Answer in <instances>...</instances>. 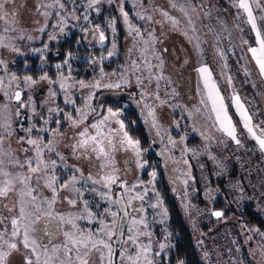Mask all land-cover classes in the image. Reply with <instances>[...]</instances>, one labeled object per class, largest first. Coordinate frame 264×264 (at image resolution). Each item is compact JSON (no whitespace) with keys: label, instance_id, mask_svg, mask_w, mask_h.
I'll list each match as a JSON object with an SVG mask.
<instances>
[{"label":"rangeland","instance_id":"obj_1","mask_svg":"<svg viewBox=\"0 0 264 264\" xmlns=\"http://www.w3.org/2000/svg\"><path fill=\"white\" fill-rule=\"evenodd\" d=\"M0 3H4L0 9V78L3 80L0 83V133L6 125H10L11 133L3 137L0 149L10 153L13 159L10 164L8 157H4L5 163L0 166L9 173L5 177L0 172V188L4 187L6 179L12 181L7 195L0 196V253H8L0 264H25L26 258H30L32 264H44L47 257H52L51 264H59L60 260L65 264H80L76 250L70 257L65 255L64 245L73 247L65 232L78 239L83 234V238L91 235L93 241L105 240L111 245V256L108 249L98 245L99 250L92 249L83 258L88 264H113L120 213L115 203L118 191L126 200L129 221L123 243L117 246L116 264H130L127 257L135 259L145 246L150 250L141 255L137 264H146L144 255L153 264L155 261L161 264V256L168 257L174 239L168 229L167 209L156 188L157 167L150 166L147 151L140 146L137 155L124 136L126 132L137 141L127 130L123 117L125 109L130 107L143 119L160 154L161 158L156 159H160L158 166L167 174L172 196L178 201L194 237L201 262L264 264V152L256 143L255 149L250 150L254 141L248 137L247 128L242 130L243 118L231 113L223 104L239 144L228 136L217 119L212 99L197 88L200 68L193 59L190 39L197 37L198 32L204 33V25L193 0H96L95 3L91 0H0ZM186 11L192 19L191 24L188 23L189 39L185 46L191 62L188 66L180 58L184 50L180 18ZM107 13L111 16L107 15L103 29L97 21L101 22L99 19ZM118 24L123 29L122 41ZM73 31L79 33L83 46L109 47L97 55L69 54L67 63H56L54 79L47 76L48 79L42 80L43 75L35 79L15 73L13 65L18 59L39 55L45 60L50 48ZM101 32L104 34L102 42ZM119 55L124 57L119 70L107 72L103 63ZM83 60L91 63L92 76L88 80L77 79L71 73ZM182 70L186 78L181 82H190L187 90L180 82ZM25 77H31L36 83L28 86ZM81 82L86 86L82 87ZM61 84L65 88H61ZM121 90L134 92L135 96L122 101L117 109L106 104L100 113L97 96L104 91ZM17 91L25 95L27 116L36 133L19 135L13 123L17 116L14 99ZM6 92L9 95H5ZM219 103L217 101V107ZM109 108L118 115L111 116ZM45 116L48 123L42 122ZM51 121H56L55 128L49 126ZM73 121L78 123L73 124ZM120 121H123V129ZM63 123L65 131H61ZM94 124L99 128L92 127ZM85 129L87 135L81 137L79 133ZM46 134L52 141L53 151L44 149L41 155L44 164L39 165L41 171L31 173L24 162L35 160L36 149L26 141L34 139L42 145L48 144L49 141L44 140ZM90 136H98L104 153L99 152L100 145L92 140L80 146V142ZM15 160L24 166L16 165ZM37 166L35 162L32 164V167ZM58 169H61L59 173ZM53 176L55 181L51 180ZM107 176H115L117 180L106 187L104 178ZM19 177L30 179L21 183ZM72 177L76 178L74 184L69 183ZM61 178L64 182L59 181ZM48 182L56 189L55 193L47 186ZM66 183L69 186L62 187ZM122 183L126 188L120 186ZM137 194L143 199H132ZM216 211L223 215L214 216L212 213ZM111 212H116L117 216L113 217ZM13 219L17 220L16 226L11 223ZM133 219L138 223L133 224ZM141 220L143 223H139ZM26 229L29 233L27 248L23 245ZM13 230L18 235L13 236ZM108 230L113 232L111 238L105 234ZM10 243H16L17 248H9ZM161 244L167 247L161 249ZM88 246L91 248V242ZM77 247L83 256V246ZM53 248L57 249L55 254Z\"/></svg>","mask_w":264,"mask_h":264},{"label":"flooded vegetation","instance_id":"obj_2","mask_svg":"<svg viewBox=\"0 0 264 264\" xmlns=\"http://www.w3.org/2000/svg\"><path fill=\"white\" fill-rule=\"evenodd\" d=\"M255 1H258L264 9V0ZM246 2L249 4L252 14L256 18V29H254L249 22L248 13L239 7L240 0H193L194 7L199 11L202 18L204 33L198 32V36L190 39V42L193 59L197 64L196 67L198 69L207 68L209 70V83L215 84V88L219 90V94L223 99V104L227 105L225 107H227L231 113L243 118L242 130L246 131V127H244L245 119L244 116L241 115V110L237 106L236 97H239V101L243 105V110H245L248 116L251 117L250 126L252 127L253 132H255L256 136L264 139V74L261 73L259 65L256 63L255 58L249 50L253 47H259L256 35L257 30L261 32V36L264 38V17L260 16L258 9L253 4V0H246ZM180 20L184 37V50L180 58L184 64L188 66L190 60L185 52V46L189 39L187 33L188 23L190 25L192 21L189 16V11L182 14ZM187 46L190 48L188 44ZM183 67L186 69L188 68L185 66ZM207 75V73H201L198 70V77H196V82L198 81L197 88L203 89L204 94L208 93L206 89L207 87L205 86V77ZM185 78V72L183 70L180 71V82ZM181 83L183 84L182 88L184 90L189 89L190 82L183 81ZM132 93L134 94L133 96H135V93ZM60 100L62 101V98ZM122 101L124 100L108 102L122 103ZM21 102L26 105L25 95L21 96ZM108 102L106 104H108ZM19 104L20 102H17L18 107ZM229 105H231L230 108ZM27 115L26 108H23L22 112L20 111L19 117L16 116L13 120L15 127L19 130V135L26 133L27 131L25 130L31 128L29 116ZM134 116L140 115L137 112ZM258 116H262V118ZM45 121H48L46 116L43 118L42 122L44 123ZM54 123H56V121H51L49 126L55 128L56 126H54ZM260 123H262V125H260ZM37 125L39 126L38 122ZM65 126L66 124L63 123L61 131H65ZM238 126L239 121L237 127ZM32 129L33 133L37 132L34 128ZM247 133L248 137L254 141V143L249 146L250 150L253 151L255 149L254 144L256 143L258 149L261 152H264V150H261L256 137L248 131ZM44 140L46 142L49 141L48 134L44 136ZM149 144L150 146L145 149L147 155H156L155 160L161 158L160 154L156 152L153 139ZM155 160H151L149 164L150 166L154 165L157 167V179L155 181L157 186V181L161 177V169L163 170V173L165 170L158 166L160 159ZM60 171L61 169H58L57 173ZM164 174L167 179L166 172ZM144 179H147V177H144ZM59 181L64 182V179L61 178ZM161 262H163L162 256ZM155 264H157L156 261Z\"/></svg>","mask_w":264,"mask_h":264},{"label":"snow or ice","instance_id":"obj_3","mask_svg":"<svg viewBox=\"0 0 264 264\" xmlns=\"http://www.w3.org/2000/svg\"><path fill=\"white\" fill-rule=\"evenodd\" d=\"M91 2L95 3L96 0H91ZM60 6L63 7V5H60ZM3 7H4V3H0V9H2ZM239 7L244 9L248 13V20L251 23L252 27L254 29H256L257 28L256 18L253 16L251 8H250L249 4L246 2V0H240ZM124 15H125V17H127V13H124ZM165 15H166V13H165ZM85 19H87V17H85ZM256 35H257V42H258L259 47L258 48L253 47V48H250L249 50L251 51L253 57L255 58L256 63L259 65L261 73L264 74V38H262L261 32L259 30H257ZM100 39H101V42L104 40V34L102 32L100 34ZM109 55L111 56L112 53H109ZM65 63H67V61H65ZM57 67H60V66L57 65ZM199 71L201 73H207L208 74L205 77V86L209 90L208 91V95H209V98L212 99L213 107L216 110L217 119L221 123L222 130L224 132H226L227 135L230 136L232 139L236 140L237 144H239V140L236 139L235 128L232 125L230 118L227 116V113L224 111L222 98L219 97V93H218V91L215 88V84H210L209 83V79H210L209 70L207 68H201V69H199ZM13 79H15V77H13ZM24 79H25V83L28 84V86H31V84L36 83V81L32 80L31 77H25ZM41 79L42 80L48 79V77L47 76H43V77H41ZM0 83H3L2 78H0ZM81 86L84 87L86 85H84L83 82H81ZM95 86L98 87L99 84L97 83ZM109 86H111V85H109ZM118 86L119 85H117V87ZM61 88H65V85L61 84ZM5 95H9V94L6 92ZM51 95H55V93H51ZM21 96H22V93L20 91H17L15 93V96H14V99L17 102H20L19 107L16 109V115L18 117L20 115L21 109H23V108L28 106V105H25L23 102H21ZM235 99H236V103H237L238 108L241 110V115L244 116L245 127L248 129L249 133H251L253 136L256 137V139L259 142V146H260L261 150H264V139L260 138L259 136H256L255 132H253V129L250 126L251 117L248 116V114H247V112L245 110H243V105L240 103L239 97H236ZM29 101L31 102V97H29ZM217 101H220L219 107H217ZM68 102L74 103V101H68ZM5 107H7V106L5 105ZM48 111L52 112L54 110L53 109H48ZM108 112H109V114L111 116L118 115V113L113 112L111 108L108 109ZM105 120H107V117H105ZM45 123H47V121H45ZM76 123H78V122L77 121H73V124H76ZM100 123L103 124L104 121H101ZM119 123H120L121 129H123V127H124L123 121H120ZM9 127H10V125H6L5 128H4L3 133H0V145L3 144V137L4 136L11 135V133L8 131ZM92 127L99 128V125H95L94 124V125H92ZM32 130H33L32 128H28L25 131L31 133ZM40 131H46V129H41ZM79 135L81 137L86 136L87 135V129H85L83 132H80ZM124 136L126 138L128 146L131 147L136 152L137 155H139V152H140L139 141H134L131 137H128V134L126 132L124 133ZM23 140H24V138L22 137L21 141H23ZM89 140L95 141L96 144L100 145L99 152L104 153V147H103L102 141L100 139H98V136H90V137H88V139L82 140L80 142V146L83 147V146L87 145ZM26 143L29 144V145H32L36 149V158H35V160L28 159L24 163L27 164L29 172L38 173V172L41 171L39 165L40 164H44V161L41 159V155H42L43 150L47 149L48 151H53V149L51 147L52 141H49L48 144L42 145L41 142L38 141V140L28 139L26 141ZM25 151H27V149H25ZM4 157H8V163H10V164L13 163V159L11 158V154L7 153V152H3L2 149H0V166L4 165V163H5ZM34 162L38 165L37 167H32V164ZM14 163L16 165L21 166V167L24 166V164H21V162L19 160H15ZM51 163L53 165H55L56 162L52 161ZM47 166H48L47 164L44 165L45 168H47ZM0 172H2L5 177L9 176V173L8 172H4L2 167H0ZM152 175L154 177L155 173H152ZM19 179H20L21 183H27L28 180L30 179V177H19ZM104 179L107 182L106 185H105L107 187V186H110V185L114 184L116 182V180H117V177H115V176H107ZM51 180L55 181L56 177L53 176L51 178ZM75 182H76V178L72 177L69 183L74 184ZM11 184H12L11 180H8V179L5 180L4 187L0 188V196L7 195L8 191L10 190V185ZM47 186L52 188L53 192L55 193L56 189L53 188V185H52L51 182H48ZM68 186H69V184H67V183L62 185V187H64V188H67ZM120 186L126 188V185L123 184V183ZM133 187H135V186H133ZM127 190H130V189H127ZM76 191H77V194H79V190H76ZM31 192H32V190L29 189L28 194L31 195ZM104 195L107 196V193H105ZM132 199H141L142 200L143 197L140 196L139 194H137L136 196L132 197ZM130 202L131 201H129V203ZM69 203L75 204L76 202L75 201H69ZM85 203H87V202H85ZM115 203H121V201L117 200V201H115ZM153 207H155V205H153ZM20 211H21V216H23L24 215L23 208H21ZM110 214L113 217L117 216L116 212H111ZM212 214L214 216H216V217H220V216L223 215V213L220 212V211H216V212H214ZM126 216H127V212L124 211V216L122 217V219L124 217H126ZM36 219L38 220L39 216H37ZM61 219H63V217H61ZM11 223H12L13 226H16L17 225V220L13 219L11 221ZM136 223H138V222L135 219H133V224H136ZM139 223H143V221L141 220V221H139ZM113 227H115V223L114 222H113ZM103 230L104 229H101V231H103ZM129 231H131V229H129ZM105 234H106V236L108 238H111L112 235H113V232L111 230H108ZM12 235L16 236V235H18V232L16 230H13ZM64 235H65L66 238H68L69 242L73 245L72 248H69L67 244L64 245V247H65V255L70 257V254L74 250H76L77 251V257L76 258H77V260L80 261V264H88V261L86 259H84L83 257L87 256L92 249L99 250L98 249V245L103 246V248L108 249L109 256H111V254H112L111 245L109 243H106L105 240H103V239H101L99 241H93L91 235H89L87 238H83V234H81V238L78 239L73 234H70L68 232H65ZM0 239H2V234H0ZM128 239L130 241H132L133 243H135V239L132 236H129ZM89 242H91V248H89V246H88ZM35 243H36L35 240H33L32 244L35 245ZM23 245H24L25 248L29 247V233H28L27 229L24 232ZM80 245H82L83 248H84L83 256H81L79 254V249L77 247V246H80ZM8 247L11 248V249H16L17 248V244L16 243H10V244H8ZM166 247H167V245H165V244H161L160 245L161 249H164ZM149 250H150V248L145 246L143 248V253H147ZM32 251L33 252L36 251L35 247L32 248ZM52 251L55 254L57 252V249L53 248ZM143 253H138L137 257L135 259L133 257H131V256H128L127 259L130 261V264H137V262L140 260L141 255H143ZM45 254H47V248H45ZM7 255H8L7 252L0 253V261H2L3 258L5 256H7ZM157 255H159V253H157ZM51 260H52V257H47L45 259V261H44V264H51ZM144 260L146 261V264H153L152 261L147 259L146 255H144ZM37 261H39V257H37ZM25 264H32V260L30 258H26ZM59 264H65V261L64 260H60ZM180 264H183V262L181 261Z\"/></svg>","mask_w":264,"mask_h":264},{"label":"trees","instance_id":"obj_4","mask_svg":"<svg viewBox=\"0 0 264 264\" xmlns=\"http://www.w3.org/2000/svg\"><path fill=\"white\" fill-rule=\"evenodd\" d=\"M107 15L111 16V13L103 15L99 19L101 22L97 21V23L104 26L103 29L106 28L104 21ZM118 25L121 27L120 24ZM119 33L120 41H122V27ZM108 47L109 45L100 48H89L87 46H83L81 44L79 33L77 31H73L64 41L59 43L57 46L50 48V52H47L45 55V60H42V57L39 55L21 58L18 59L16 63H14L13 70L15 73L20 75H31L35 79L42 75H46L54 79L57 77V68L55 67L56 63L64 62L69 54H79L84 56L94 53L97 55L102 51L107 50ZM123 61L124 57L119 55L110 61L104 62L103 67L107 72L119 70V67L122 65ZM42 62L43 66L40 67V63ZM90 65L91 63H89L87 60H83L78 64V66L71 70V73L77 79L88 80L92 76ZM108 104H111L112 107L117 109L121 107L123 103L108 102ZM136 113L137 111L133 107L126 108L123 117L126 122L127 130L133 138L139 141V146L145 150L150 146L149 143L152 141V139L150 137V133L147 131V128L143 123V119L140 116H134ZM147 157L151 161L156 158V155H147ZM164 173L161 169V177L157 181V190L163 199L164 205L169 215L168 229L172 238L174 239V246L169 251L167 258L162 256L163 262H161V264H167V262L168 264H180L181 261L183 264H203L200 260L194 237L182 215L178 201L172 196L171 186L169 185Z\"/></svg>","mask_w":264,"mask_h":264},{"label":"water","instance_id":"obj_5","mask_svg":"<svg viewBox=\"0 0 264 264\" xmlns=\"http://www.w3.org/2000/svg\"><path fill=\"white\" fill-rule=\"evenodd\" d=\"M254 6L258 9L260 16L264 17V9L258 3V1L253 0ZM134 94L129 91H104L101 92L97 96V108L100 113L103 112L104 106L108 101H117V100H124L129 97H132ZM150 154V152H149ZM119 200L121 203H117L119 210H120V217H119V222H118V227H117V233L116 237L114 240L115 248L113 251V257H112V262L113 264H116V257H117V246L123 243L124 240V234H125V229L129 221V211H128V206L126 203V200L124 196L121 194V192H118L116 196V201ZM124 211L127 212V216L122 219L124 216Z\"/></svg>","mask_w":264,"mask_h":264}]
</instances>
